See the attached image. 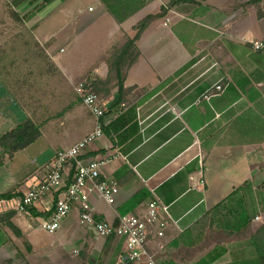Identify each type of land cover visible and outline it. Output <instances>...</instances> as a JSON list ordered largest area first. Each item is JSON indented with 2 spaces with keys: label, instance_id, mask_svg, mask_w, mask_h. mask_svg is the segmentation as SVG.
<instances>
[{
  "label": "crops",
  "instance_id": "crops-1",
  "mask_svg": "<svg viewBox=\"0 0 264 264\" xmlns=\"http://www.w3.org/2000/svg\"><path fill=\"white\" fill-rule=\"evenodd\" d=\"M14 1L42 4L29 21L50 6L64 18L48 35V52L68 87L85 78L105 82L110 57L136 36L141 22L155 17L136 42L140 55L126 74L124 87L132 91L125 101L112 107L117 88L97 93L107 108L104 136L84 158L110 160L104 176L116 182L119 194L114 205L93 195L96 215L116 225L120 217L141 215L157 201L170 207L177 225L168 228L164 251L151 238L156 264H195L204 258L208 252L192 262L168 255L202 243L207 220L212 234L228 239L222 246L226 254L213 264H264V222H255L262 213L264 219V208L248 203L264 192V54L251 50L252 41H264V14L258 18L254 0ZM260 6L264 11V0ZM100 35L102 48L92 50ZM82 44L97 57L67 65L65 53H77ZM75 102L33 120L41 138L0 167V194L20 195L12 205L42 181L43 167L58 151L93 131L94 119ZM12 120L0 125V136L17 126ZM72 174L67 169L68 183ZM53 198L39 203L37 213L53 210ZM12 211L0 208V264H123V241L93 238L80 226L78 206L53 235L41 227L44 217L14 211L18 237L7 226ZM248 213L253 221L243 228L239 218ZM248 232L250 240L244 239ZM254 236L261 243L257 250Z\"/></svg>",
  "mask_w": 264,
  "mask_h": 264
},
{
  "label": "built area",
  "instance_id": "built-area-1",
  "mask_svg": "<svg viewBox=\"0 0 264 264\" xmlns=\"http://www.w3.org/2000/svg\"><path fill=\"white\" fill-rule=\"evenodd\" d=\"M251 50L264 54V41H252ZM76 96L81 100L95 122L94 129L73 147L58 151L54 158L43 167L44 177L38 184L29 188L17 203L0 200V208L6 211L29 214V211L45 198L53 196L54 209L48 218H43L41 227L48 234H55L63 221L78 206L79 223L93 238H119L123 241V264H156L155 256L149 250L152 237L156 238L157 250L164 251L166 232L175 224L170 207L154 201L147 205L141 215L120 217L118 224H112L97 217L92 201L97 195L109 205L115 204L119 188L115 181L104 176L110 160L107 158H84L87 149L104 136V119L107 113L102 98L94 91L93 80L85 78L74 86ZM67 169L72 171L68 183ZM263 216L255 218L262 222ZM184 231L180 230V234Z\"/></svg>",
  "mask_w": 264,
  "mask_h": 264
},
{
  "label": "rangeland",
  "instance_id": "rangeland-1",
  "mask_svg": "<svg viewBox=\"0 0 264 264\" xmlns=\"http://www.w3.org/2000/svg\"><path fill=\"white\" fill-rule=\"evenodd\" d=\"M41 6L40 3L35 7L18 6L15 1L0 0V125L7 118L13 119L12 122L18 121L17 124L27 120L46 119L49 111L62 109L72 99H76L75 103L83 107L74 91L76 84L69 87L64 84L48 52L51 44L48 35L62 26L64 18L58 12L51 13L54 6H50L41 11L33 21H29V15ZM52 15L54 17L50 18ZM103 36H97L93 40L92 50L102 48ZM83 40L85 39L82 38L79 42ZM81 47L77 53L67 51L63 61L67 65L79 64L81 60L87 62L88 58L94 61L98 52L88 53L89 47H84L83 44ZM81 107H78L79 112L83 111L87 116L86 110ZM253 199L254 201H248L250 205L257 203L264 208V192H258ZM263 222L264 219L261 223ZM209 223L207 220L204 224L206 237L199 243L201 245L198 244L193 249V246H188V250L181 249L178 253L173 251L168 256L177 255L182 261L192 262L214 250L215 246H224L228 239L223 235L212 234L208 228ZM252 235V232H248L244 239L250 240ZM254 239V244L261 247L259 237L254 236ZM247 240H242V244L250 245L251 241ZM257 248L258 246L255 247L256 250ZM120 257H123V252Z\"/></svg>",
  "mask_w": 264,
  "mask_h": 264
},
{
  "label": "trees",
  "instance_id": "trees-1",
  "mask_svg": "<svg viewBox=\"0 0 264 264\" xmlns=\"http://www.w3.org/2000/svg\"><path fill=\"white\" fill-rule=\"evenodd\" d=\"M49 0H46L48 3ZM261 0H254L252 4L256 7L258 18L262 19L264 11L260 6ZM155 17H149L143 22H141L137 27V34L133 39H129L124 47L119 50H116L110 59V69L108 79L105 82L95 81L93 83L94 91L98 94H108L112 88L118 89V94L113 103V108L118 107L122 102L125 101L126 97L131 93V89H125V78L127 72L131 67L137 62L139 58V51L137 49L136 42L139 40L142 32L147 28L150 22ZM42 134L40 127L34 123L32 120H27L25 122L17 124V126L10 132L5 133L0 136V167L4 166L8 160H12L16 154L22 152L35 144ZM234 194H232L235 196ZM20 197L17 193H7L0 194V200L10 201L18 199ZM231 197V199H232ZM250 206V204H249ZM246 207H248L246 205ZM15 212H9L7 216V226L14 232L18 237H21L20 231L13 225L11 219L15 216ZM29 214L34 217H44L46 218L48 214L41 215L37 213L35 209L29 211ZM4 216H0V223L3 222ZM253 221V217L248 213L247 216L239 218V223L245 228L249 226ZM118 224V223H117ZM116 224V225H117ZM114 238H110L112 240ZM227 250L223 247H217L208 253L204 258L198 261L195 264H213L218 261L222 256L226 254ZM6 264H12L11 261H8Z\"/></svg>",
  "mask_w": 264,
  "mask_h": 264
}]
</instances>
